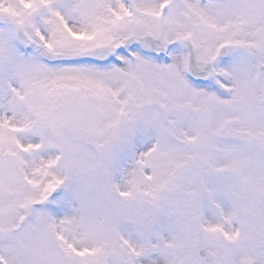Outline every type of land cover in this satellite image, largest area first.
<instances>
[{
	"label": "snow or ice",
	"instance_id": "6c2138e0",
	"mask_svg": "<svg viewBox=\"0 0 264 264\" xmlns=\"http://www.w3.org/2000/svg\"><path fill=\"white\" fill-rule=\"evenodd\" d=\"M0 264H264V0H0Z\"/></svg>",
	"mask_w": 264,
	"mask_h": 264
}]
</instances>
